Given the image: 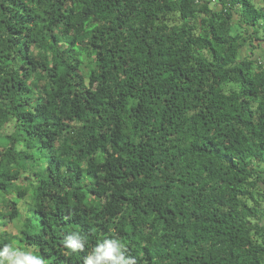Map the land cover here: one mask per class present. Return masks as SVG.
I'll list each match as a JSON object with an SVG mask.
<instances>
[{
  "label": "trees",
  "instance_id": "obj_1",
  "mask_svg": "<svg viewBox=\"0 0 264 264\" xmlns=\"http://www.w3.org/2000/svg\"><path fill=\"white\" fill-rule=\"evenodd\" d=\"M247 45L264 0H0V264L113 238L136 264H264Z\"/></svg>",
  "mask_w": 264,
  "mask_h": 264
},
{
  "label": "clouds",
  "instance_id": "obj_2",
  "mask_svg": "<svg viewBox=\"0 0 264 264\" xmlns=\"http://www.w3.org/2000/svg\"><path fill=\"white\" fill-rule=\"evenodd\" d=\"M67 239V248L72 251L83 250L84 244L78 238L68 237ZM125 251L124 245L118 239H105L85 257L84 264H136L134 258L130 256L125 258ZM21 264H44V262L38 256L27 255L22 258Z\"/></svg>",
  "mask_w": 264,
  "mask_h": 264
},
{
  "label": "rangeland",
  "instance_id": "obj_3",
  "mask_svg": "<svg viewBox=\"0 0 264 264\" xmlns=\"http://www.w3.org/2000/svg\"><path fill=\"white\" fill-rule=\"evenodd\" d=\"M253 51L255 52L256 56L257 55L258 56L264 55V46L262 48L257 47V48L254 49L250 45H247L243 49V54L244 55H249V54L251 55L253 53ZM20 209H21L22 212H25V213L27 212L25 204H23V203L20 205ZM17 225H18L17 223H11L9 225H5V226H2V227H3L4 230H7V231H16L17 228H18ZM14 246L17 247L16 244ZM24 253H25V251L21 250L20 254L18 256L19 257L18 259H22L24 257ZM12 264H16V262H12Z\"/></svg>",
  "mask_w": 264,
  "mask_h": 264
}]
</instances>
